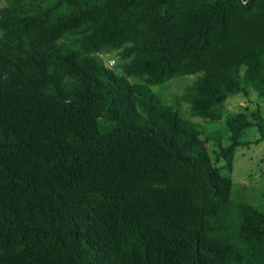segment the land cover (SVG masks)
Segmentation results:
<instances>
[{
  "label": "trees",
  "instance_id": "16d2710c",
  "mask_svg": "<svg viewBox=\"0 0 264 264\" xmlns=\"http://www.w3.org/2000/svg\"><path fill=\"white\" fill-rule=\"evenodd\" d=\"M197 73L170 101L152 89ZM252 92L264 0H6L0 264H264V211L225 173L264 138L260 105L210 134L179 104L219 124Z\"/></svg>",
  "mask_w": 264,
  "mask_h": 264
},
{
  "label": "rangeland",
  "instance_id": "374dc122",
  "mask_svg": "<svg viewBox=\"0 0 264 264\" xmlns=\"http://www.w3.org/2000/svg\"><path fill=\"white\" fill-rule=\"evenodd\" d=\"M6 3V0L0 1V7ZM106 64H111L114 60V53L102 55ZM198 76L197 74L176 76L163 85H153L152 89L159 92L167 100H172L173 95H178L187 85L191 84ZM180 109L184 117L198 123L204 127L208 133H214L217 129H224L225 118L229 114L238 111L247 110L248 113L254 112L260 105L264 116V103L252 92L249 97L243 96L241 93L230 96L224 103L223 118L219 124L209 123L208 120L199 116H191L189 105L186 102L180 101ZM253 115H250L252 117ZM260 133L256 128H250L246 131L243 139L253 140L259 137ZM225 137V136H224ZM214 158V156L212 155ZM224 162L221 160L218 165ZM264 138L250 146L240 147L237 149L233 167L228 173L232 179L231 196L234 199L246 201L257 205L264 211Z\"/></svg>",
  "mask_w": 264,
  "mask_h": 264
},
{
  "label": "built area",
  "instance_id": "2783aa9c",
  "mask_svg": "<svg viewBox=\"0 0 264 264\" xmlns=\"http://www.w3.org/2000/svg\"><path fill=\"white\" fill-rule=\"evenodd\" d=\"M113 61H114V60H113ZM113 61L111 62V64H108V65H110V66H111V65H112V63H113Z\"/></svg>",
  "mask_w": 264,
  "mask_h": 264
}]
</instances>
